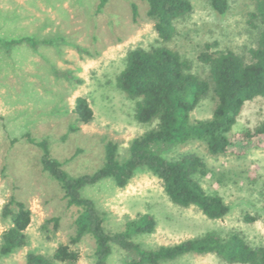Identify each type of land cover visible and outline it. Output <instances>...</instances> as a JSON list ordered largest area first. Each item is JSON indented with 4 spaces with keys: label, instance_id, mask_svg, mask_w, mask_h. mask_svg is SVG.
Masks as SVG:
<instances>
[{
    "label": "rangeland",
    "instance_id": "rangeland-1",
    "mask_svg": "<svg viewBox=\"0 0 264 264\" xmlns=\"http://www.w3.org/2000/svg\"><path fill=\"white\" fill-rule=\"evenodd\" d=\"M190 1L193 12L176 22L177 34L169 46L191 62L193 73L209 79V66L199 59L204 52L231 50L249 62L261 28L258 18L254 25L248 23L250 13L255 12L254 1L228 0L230 9L225 15L216 14L208 0ZM98 3L0 0V39H60L54 46L37 49L26 44L9 49L0 45V244L8 227L1 212L11 196L26 203L33 215L27 229L29 245L0 256V264H25L30 250L52 256L75 234L78 211L67 206L59 183L42 170V151L25 140L26 134L46 140L63 168L80 176L103 166L108 141L118 145V158L123 160L131 141L156 125L135 119L136 102L117 85L130 51L160 45L154 22L147 15L148 4L109 0L97 14ZM132 4L138 7L135 18ZM78 97L86 98L93 110L94 118L88 124L78 122L74 114ZM216 103L212 96L202 100L192 120L210 118ZM263 120L264 97H258L246 103L232 133L255 128ZM73 125L78 131H70ZM185 152L196 153L206 162L208 173L200 182L229 206L224 218L211 220L195 207L174 204L161 180L146 169L137 170L124 188L106 179L85 187L82 195L95 202L107 231L124 230L128 220L144 214L153 216L156 228L152 234L133 235L147 249L208 234L225 239L238 235L253 247L264 246V149L251 148L242 156L213 155L205 142L192 140L166 156ZM56 217L57 231L53 221L47 223ZM72 248L80 255L76 264L94 263L91 236ZM124 256L115 247L108 262L122 264ZM168 264L227 263L213 255H191Z\"/></svg>",
    "mask_w": 264,
    "mask_h": 264
},
{
    "label": "trees",
    "instance_id": "trees-1",
    "mask_svg": "<svg viewBox=\"0 0 264 264\" xmlns=\"http://www.w3.org/2000/svg\"><path fill=\"white\" fill-rule=\"evenodd\" d=\"M142 1L148 4L147 15L154 22L160 45L130 51L117 85L136 102L135 119L142 124L156 125L131 141L128 156L123 160L118 158V145L108 141L103 166L80 176H73L63 168V163L52 156L46 140H37L30 134L24 136L29 144L41 149L42 170L59 183L67 206L78 211L75 234L69 243L60 244L52 256L30 250L25 264H76L80 255L72 245L80 243L87 235L95 242L93 264H109L115 247L125 254L122 264H168L191 255H213L227 264H264V246L253 247L238 235L225 239L208 234L175 245L144 248L133 240V235L152 234L156 228L153 216L144 214L128 220L124 230L107 231L105 219L95 202L82 195L85 187L106 179H112L118 187L124 188L137 170L146 169L161 180L164 192L174 204L195 207L211 220L222 219L230 209L222 197L208 193L202 186L200 179L208 173L204 159L193 152L176 157L166 155L176 146L192 140L205 142L213 155L242 156L251 148L264 149V120L255 128L232 133L246 103L264 97V0H253L255 12L248 18L250 25H254L256 18L261 22L257 46L250 50V61L246 62L231 50L204 52L199 59L210 71L209 79L205 80L193 73L188 59L169 46L177 34L176 22L193 12L191 1ZM208 1L218 15H225L230 9L228 0ZM108 2L99 0L97 14ZM137 12V5L132 4L134 18ZM58 42L60 39L32 37L0 39V45L8 49L22 44L37 49L40 45L54 46ZM210 96L217 102L212 116L192 120V112ZM74 114L77 121L84 124L94 118L88 100L83 97L76 99ZM70 131H78V126L73 125ZM1 216L8 222V227L1 235L0 256L27 247V229L33 216L27 204L11 196L2 208ZM51 221L57 231L59 218H52L47 223ZM43 228L47 230V224Z\"/></svg>",
    "mask_w": 264,
    "mask_h": 264
}]
</instances>
